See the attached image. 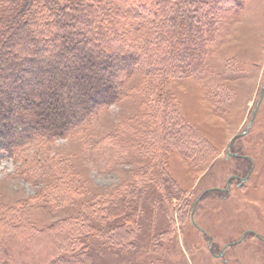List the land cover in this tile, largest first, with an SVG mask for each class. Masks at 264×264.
I'll return each mask as SVG.
<instances>
[{
    "label": "rangeland",
    "instance_id": "1",
    "mask_svg": "<svg viewBox=\"0 0 264 264\" xmlns=\"http://www.w3.org/2000/svg\"><path fill=\"white\" fill-rule=\"evenodd\" d=\"M243 2L241 10L218 15L206 68L196 78L164 75L156 80V94L164 101L154 102L148 88L153 80L137 71L127 81L129 96L102 107L76 135L36 138L21 149L18 160L2 157L0 215L16 213L19 222L37 231L69 219L93 226L88 240H57L64 257L80 253L84 262L78 264H264V242L254 235L228 246L218 258L201 231L210 236L216 253L246 230L264 238V99L250 132L230 149L253 158V170L250 159L227 156L264 85V0ZM106 136L117 140L118 158L102 160L99 168L86 152ZM251 170L242 185L232 179L228 193L207 192L195 211L198 227L192 223L194 203L206 189L224 188L231 175L246 177ZM138 172L146 174L138 179L140 186L156 187V198L159 194L164 203L158 202L155 217L147 211L121 239L128 224L118 215L108 216V209L130 192ZM167 175L173 196L162 184ZM115 221L121 230H112ZM91 250L96 257L86 261L84 253Z\"/></svg>",
    "mask_w": 264,
    "mask_h": 264
},
{
    "label": "trees",
    "instance_id": "2",
    "mask_svg": "<svg viewBox=\"0 0 264 264\" xmlns=\"http://www.w3.org/2000/svg\"><path fill=\"white\" fill-rule=\"evenodd\" d=\"M243 4V0H0V160L4 156L18 160L21 149L36 138L54 141L76 135L102 107L129 96L127 81L137 71L153 80L148 84L150 95L160 90L156 80L164 75L196 78L206 68L218 15L241 10ZM155 94L154 102H162L163 95ZM191 126L187 127L192 130ZM116 143L106 136L87 149V159L103 168L102 160H117ZM144 174L138 172L130 192L108 209V216L118 215L128 224L121 239L147 211L155 217L158 202L164 203L159 194L156 198V187L140 186L138 179ZM169 175L162 184L173 196ZM19 219L16 213L0 215V264L19 259L21 263L15 264L84 262L80 253L61 255L58 241L88 240L93 226L69 219L37 231ZM111 225L112 230H121L116 221ZM84 254L89 256L86 261L96 257L92 250Z\"/></svg>",
    "mask_w": 264,
    "mask_h": 264
},
{
    "label": "water",
    "instance_id": "3",
    "mask_svg": "<svg viewBox=\"0 0 264 264\" xmlns=\"http://www.w3.org/2000/svg\"><path fill=\"white\" fill-rule=\"evenodd\" d=\"M263 99H264V85H263V87H262V91H261V95H260L259 101H258V103H257V104L255 105V107H254V110H253V113H252V117H251V119H250V121H249L247 127L245 128L244 131H242L241 133L235 135V136L231 139V141H230V143H229V145H228V149H227V156H228V157H229V156H236V157L239 156L238 154H234V153H232V152L230 151V149H231V147L233 146V144H234V142H235L236 139L241 138V137H244L245 135H247V134L250 132V130H251L253 124H254V121H255V119H256V117H257V114H258V111H259V109H260V106H261V104H262ZM242 157H247V156H242ZM249 158L252 160V163H253V165H252V170H253V167H254V160H253V158H251V157H249ZM252 170L247 174L246 177H237V178L240 180V182H241L240 185H242L244 182H246V181L248 180V178H249V176H250ZM234 177H235V176L232 175V176H230V177L228 178V181H227V187H226V188H208V189H206V190H205V191H204V192H203V193L197 198V200L195 201L194 206H193V208H192V212H191V221H192V223H193L195 226L198 227V225H197L196 222H195L194 215H195V211H196L197 205H198L199 201L202 199V197H203L207 192H210V191H214V190H222V191H225V190H228L229 187H230L229 182H230V180L233 179ZM201 230H203V229H201ZM246 234H247V233H244V234L241 236V238H240L239 240L227 244V245L224 247V249L221 251V253H219V254H216V253L213 251L212 246H210V251H211V253H212L215 257H218V258L222 257V256L224 255V253H225V249H226L228 246H232V245H236V244L240 243L241 241H243L244 236H245Z\"/></svg>",
    "mask_w": 264,
    "mask_h": 264
},
{
    "label": "flooded vegetation",
    "instance_id": "4",
    "mask_svg": "<svg viewBox=\"0 0 264 264\" xmlns=\"http://www.w3.org/2000/svg\"><path fill=\"white\" fill-rule=\"evenodd\" d=\"M233 153V152H232ZM234 154H238L239 156H237L238 158H248V159H250L248 156L247 157H242V156H246V155H244V154H240V153H234ZM236 157V156H235ZM251 160V159H250ZM252 161V160H251ZM252 165H253V163H252ZM232 176V175H231ZM237 177H241V176H239V175H235V177L233 178V179H236V180H238V182H240V180L237 178ZM232 180V179H231ZM230 180V181H231ZM228 181V180H227ZM229 184H230V182H229ZM226 187H227V184H226ZM226 187H224V188H226ZM218 191H220V192H223L224 194H226V193H228L229 191H230V187H229V189L228 190H225V191H222V190H218ZM201 229V228H200ZM204 234H205V236H206V238H207V240H208V245H209V249H210V246H212V248H213V251L215 252V246L213 245V241H212V239L210 238V236L206 233V231L205 230H201ZM244 233H247V234H252V235H254L255 237H257L258 239H260L261 241H263L264 242V238L262 237V236H260V234L259 233H257L256 231H252V230H246V231H244L242 234H244ZM246 234V235H247ZM245 235V236H246ZM245 236H244V238H245ZM241 238V237H240ZM239 240V239H238ZM235 241H237V240H234V241H231V242H228V243H226L225 245H224V247L227 245V244H229V243H232V242H235ZM224 247L220 250V252L219 253H221V251L224 249ZM225 251H226V249H225ZM216 253V252H215ZM219 253H216V254H219ZM225 254V253H224Z\"/></svg>",
    "mask_w": 264,
    "mask_h": 264
}]
</instances>
